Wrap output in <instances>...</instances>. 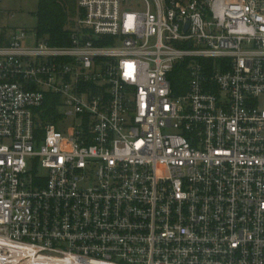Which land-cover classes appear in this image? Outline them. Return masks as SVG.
<instances>
[{
  "label": "built area",
  "instance_id": "built-area-1",
  "mask_svg": "<svg viewBox=\"0 0 264 264\" xmlns=\"http://www.w3.org/2000/svg\"><path fill=\"white\" fill-rule=\"evenodd\" d=\"M0 264H264V0L0 24Z\"/></svg>",
  "mask_w": 264,
  "mask_h": 264
},
{
  "label": "trees",
  "instance_id": "trees-1",
  "mask_svg": "<svg viewBox=\"0 0 264 264\" xmlns=\"http://www.w3.org/2000/svg\"><path fill=\"white\" fill-rule=\"evenodd\" d=\"M36 2V36L51 46L68 45L69 27L75 14L76 0H36ZM178 81H186V73L181 66L174 68V88H177ZM53 113L54 110L49 109L48 118Z\"/></svg>",
  "mask_w": 264,
  "mask_h": 264
},
{
  "label": "rangeland",
  "instance_id": "rangeland-1",
  "mask_svg": "<svg viewBox=\"0 0 264 264\" xmlns=\"http://www.w3.org/2000/svg\"><path fill=\"white\" fill-rule=\"evenodd\" d=\"M36 9V0H0V24L7 26L9 30L22 29L32 34L36 27ZM124 10L135 11L137 7L130 4ZM64 124L65 134L69 136L73 130L74 119L67 117Z\"/></svg>",
  "mask_w": 264,
  "mask_h": 264
}]
</instances>
